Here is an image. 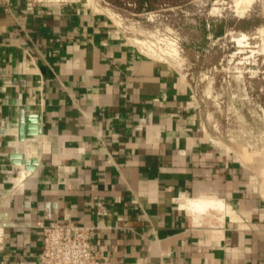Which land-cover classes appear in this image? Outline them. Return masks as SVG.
I'll return each instance as SVG.
<instances>
[{
  "label": "crops",
  "instance_id": "1",
  "mask_svg": "<svg viewBox=\"0 0 264 264\" xmlns=\"http://www.w3.org/2000/svg\"><path fill=\"white\" fill-rule=\"evenodd\" d=\"M38 221L91 226L110 264H264L251 169L88 0H0V262L39 264Z\"/></svg>",
  "mask_w": 264,
  "mask_h": 264
},
{
  "label": "rangeland",
  "instance_id": "2",
  "mask_svg": "<svg viewBox=\"0 0 264 264\" xmlns=\"http://www.w3.org/2000/svg\"><path fill=\"white\" fill-rule=\"evenodd\" d=\"M88 2L111 17L133 46H151L155 52L147 55L164 56L158 60L180 72L205 131L251 169L264 198L263 0ZM212 28L222 30L213 36Z\"/></svg>",
  "mask_w": 264,
  "mask_h": 264
},
{
  "label": "built area",
  "instance_id": "3",
  "mask_svg": "<svg viewBox=\"0 0 264 264\" xmlns=\"http://www.w3.org/2000/svg\"><path fill=\"white\" fill-rule=\"evenodd\" d=\"M25 1L27 4L36 5L50 3L54 0ZM1 2L5 9H8L10 0H1ZM91 9L99 12L93 6ZM109 18L111 19V17ZM98 212L100 214L105 213L101 205H99ZM35 225L41 229L39 264H110L103 245L93 242L91 238L93 228L91 226L72 222L60 224L56 221L48 223L38 221ZM2 235L3 230L0 226V241ZM0 264L4 263L0 262Z\"/></svg>",
  "mask_w": 264,
  "mask_h": 264
},
{
  "label": "bare ground",
  "instance_id": "4",
  "mask_svg": "<svg viewBox=\"0 0 264 264\" xmlns=\"http://www.w3.org/2000/svg\"><path fill=\"white\" fill-rule=\"evenodd\" d=\"M245 2L246 0H234V3L235 4H238V3H241V2ZM237 6V5H236ZM139 50H141L142 52H144L145 54H153L152 52H155L152 48H151V46H149V45H147V44H144V48L142 47V46H139V48H138ZM161 50L164 52L163 54H165L166 53V55H173L174 54V52L175 51H172L171 49H169V48H165L164 50H163V48H160V52H161ZM176 53V52H175ZM156 55H158V53H155ZM154 54V55H155ZM175 56H176V54H174ZM174 55H173V57H174ZM163 57L164 56H162V57H159V58H157V59H163ZM172 57V56H171ZM206 203V201H201V200H199V201H197L196 203H191V205L193 206H197V204H198V207L200 206V205H202V204H205Z\"/></svg>",
  "mask_w": 264,
  "mask_h": 264
},
{
  "label": "trees",
  "instance_id": "5",
  "mask_svg": "<svg viewBox=\"0 0 264 264\" xmlns=\"http://www.w3.org/2000/svg\"><path fill=\"white\" fill-rule=\"evenodd\" d=\"M221 28H216V29H211V33H212V35L213 36H218V33H220L221 32Z\"/></svg>",
  "mask_w": 264,
  "mask_h": 264
}]
</instances>
